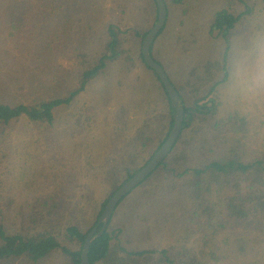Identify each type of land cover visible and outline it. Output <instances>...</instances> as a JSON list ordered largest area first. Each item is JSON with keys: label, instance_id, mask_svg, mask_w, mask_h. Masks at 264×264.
Wrapping results in <instances>:
<instances>
[{"label": "trees", "instance_id": "obj_1", "mask_svg": "<svg viewBox=\"0 0 264 264\" xmlns=\"http://www.w3.org/2000/svg\"><path fill=\"white\" fill-rule=\"evenodd\" d=\"M56 1L50 0L52 8ZM164 1L168 20L170 7L177 8L187 0ZM152 2L155 5L153 22L143 31H134L139 39H143L156 21L157 8L154 0ZM143 11L149 15L144 5ZM242 15L236 16L225 7L216 10L210 18L208 35L223 40L222 56L218 50L204 53L201 48L197 49L200 41L188 36H176L175 46L169 43L168 49L163 47L157 54L154 42L164 33L168 22L157 34L150 53L163 66L183 100V128L169 155L137 187L148 182L160 167L170 179L167 176L139 196L131 197L136 187L117 204L106 230L90 245V264H208V260H223L229 253L226 247L233 246L234 239V247L243 253L253 249L248 234H244L246 231H255L257 238L264 239V149L254 147L257 128L252 116L239 107L223 109L220 99V86L229 77L226 64L230 35ZM26 25L17 23L13 27L16 31L12 35L18 42L23 43L22 36L28 34L17 29ZM122 34L117 24L108 22L102 34L91 42L90 36L84 34L78 39L76 80L65 95L39 96L35 93L36 98H33L30 92L27 98L20 97L26 88L18 80L11 92L0 93L1 188L6 175L13 171L8 140L11 125L17 119L25 118L32 132L41 134L54 145L58 138L57 111L69 106L116 62L120 63L122 71L128 72L124 73L126 76H131L137 65L142 64L152 71L161 90V95L151 93L143 99L139 115L133 120L121 106L122 114L114 117L110 125L111 138H106L103 146L105 172L94 179L88 167L84 171L87 188L96 194L105 191L100 201L94 197L99 205L94 209L89 226L84 227L80 220L71 218L68 205L73 199L67 204L70 196L62 194V188L58 189L62 183L52 168L40 173L49 184L47 193L40 187L35 189L25 208L22 205L14 216L16 222L0 204V263L24 260L27 264H38L46 257L58 255L60 264H80L86 233L95 226L110 196L149 161L167 137L173 124L169 96L158 76L145 63L140 48L123 46ZM134 88L136 92L143 91V84L141 88ZM80 109L83 113L75 118V124L81 130L75 136L82 138L84 147L91 146V152L86 149V162H90L97 143V137L92 136L97 107L84 103ZM45 174L49 175L45 177ZM73 181L70 179L67 184ZM149 194L153 198L151 207L158 211L154 219L155 231L148 227L146 235L139 237L144 246L136 247L130 236L133 232L117 226L114 215L127 197L131 201L129 205L139 210ZM82 199H77L76 204L81 202L78 206L86 207ZM12 202L9 200L8 205ZM235 226L245 228L235 233Z\"/></svg>", "mask_w": 264, "mask_h": 264}, {"label": "rangeland", "instance_id": "obj_2", "mask_svg": "<svg viewBox=\"0 0 264 264\" xmlns=\"http://www.w3.org/2000/svg\"><path fill=\"white\" fill-rule=\"evenodd\" d=\"M143 5L149 9V15L144 13ZM225 7L236 16L243 15L230 35L226 64L229 77L220 86V99L223 109L239 107L252 116L257 128L254 147L264 149V0H187L177 8L171 6L169 19H166L167 27L155 40L154 50L159 54L163 47L168 49L170 45L175 46L173 40L176 36H188L200 41L197 49L201 48L204 53L218 50L222 56L225 43L220 38L210 37L208 27L212 14ZM154 8L152 0H57L53 8L50 0H0V93L11 92L18 80L26 88L21 91L20 97L27 98L26 94L30 92L33 98L35 93L39 96L65 95L76 80V46L83 34L90 36L91 42L102 34L108 22L114 23L123 30V46L141 50L142 39L135 37L134 31H143L153 22ZM17 23L27 24L25 28L17 29H23L29 35L22 36L25 40L23 43L12 35ZM124 73L128 72L121 70L120 63L111 64L69 106L57 111L55 127L58 138L54 145L41 134L32 132L25 118L12 123L8 142L13 171L7 174L9 177L6 175L1 185L0 204H3L13 222H16L14 216L25 208L35 189L40 187L42 192L47 193L49 184L44 182L40 173L52 168L62 183L58 189L62 188V194L70 196L67 204L73 199V203L68 205L72 211L71 218L80 220L84 227L90 225L94 209L99 205L94 197L100 201L105 191L96 194L87 188L84 171L88 167L94 179L105 172L103 146L106 138H111L110 125L114 117L121 113V106L127 110V117L133 120L147 95H161L152 71L142 64L137 65L131 76ZM142 84L143 91L136 92L134 87L141 88ZM84 103H93L97 107L92 135L97 137V143L92 149L89 163L86 162V149L91 152V146L84 147L82 138L75 136L81 130L75 124V118L83 113L80 108ZM165 172L160 167L148 182L130 194L131 197L139 196L161 179L166 180L169 176ZM48 175L45 174V177ZM70 179L74 181L68 185ZM90 183L93 184L92 181ZM81 197L82 205L86 207L78 206L81 202L76 204ZM146 197L139 210L129 205L131 201L127 197L114 215L117 226L133 232V235L129 234L136 247L144 246L140 244L139 237L146 235L148 227L155 231L154 219L158 211L150 205L153 199L150 194ZM9 200L13 201L10 206ZM244 228L235 226L234 232ZM244 234H248L253 249L243 253L234 247V239L233 246L226 247L229 253L223 260H208V264H264V239L257 238L255 231ZM191 245L197 246L196 243ZM60 263L58 255H51L38 264ZM0 264L27 263L24 260H10Z\"/></svg>", "mask_w": 264, "mask_h": 264}, {"label": "water", "instance_id": "obj_3", "mask_svg": "<svg viewBox=\"0 0 264 264\" xmlns=\"http://www.w3.org/2000/svg\"><path fill=\"white\" fill-rule=\"evenodd\" d=\"M157 8V19L154 25L145 34L141 43V53L145 63L155 72L160 79L166 93L170 99V105L173 109V124L171 129L164 139L160 147L155 151L149 161L139 169L132 177L125 181L116 191L110 196L101 211L98 220L87 233L80 252V264H90L88 259L89 249L91 243L99 238L107 228L112 214L117 204L134 188L140 185L145 179L154 172L158 166L165 160V158L172 151L177 142L184 120V103L177 92L176 88L170 81L167 73L162 65H160L151 55L150 48L153 44L157 34L162 30L167 19V6L164 0H154Z\"/></svg>", "mask_w": 264, "mask_h": 264}]
</instances>
